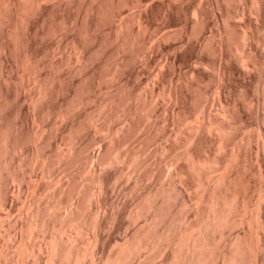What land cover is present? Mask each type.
I'll list each match as a JSON object with an SVG mask.
<instances>
[{"label": "rangeland", "instance_id": "obj_1", "mask_svg": "<svg viewBox=\"0 0 264 264\" xmlns=\"http://www.w3.org/2000/svg\"><path fill=\"white\" fill-rule=\"evenodd\" d=\"M1 1L3 2V0ZM114 1L116 2V0L104 1V5L101 3V9L100 7L95 9L98 10L99 8L101 13L100 10L96 11V13L95 11L91 13L92 22L94 16L92 30H89L90 27L88 28L87 26V30L93 31L91 33L87 30L88 33H84L86 25H82L84 23L81 22L83 14L80 16L81 13L77 12L78 10L76 11L77 7H74L68 14L63 12L65 16L62 13H57V18L56 13H51L52 16L49 15V18H46L47 22L45 20L44 22L38 21L35 23L36 21L32 22L31 20L33 9H25L21 15L14 14L12 17L11 14L14 11H11L13 12L11 13L8 10V7L11 6L10 8H12V5H8V7L0 5L3 8L1 12L2 8L0 7V16L4 22H6L5 18L8 17L9 13L10 18L17 19V24L14 23L13 25L15 28L8 25L9 22L13 24L10 18V20L7 19V24L0 23L5 25L4 27L7 25L6 32L3 30L4 27L0 25V32H2L0 33V264H91L90 258L92 253L95 252L98 260L92 264H113L112 261L116 258L118 251L126 245L125 243L128 242L129 250L133 249L134 244L140 240V237H143L142 234L146 232V228V233L149 234L151 230L150 234H154L155 237L159 229L161 231V229L166 228L163 224L164 227L161 226L162 228L158 227V229L157 223L150 222L151 225L154 224V228L150 226L152 229L148 230L149 225L147 226L146 220H143L150 217L148 214L150 212L147 209L151 210L148 206L155 199V192L159 193L157 188L159 189L160 186L164 188V190L162 189L164 193L161 191L160 193L171 192L167 193V199L170 201L166 200V202L162 203L163 205L161 204L163 195H160L162 197H159V207H161V210L163 208V210L160 212L159 207L157 210L159 214L161 213V217H163V213H167L164 217L168 215V221L164 218L162 219L168 223L164 222L166 226L168 225V228L170 224L171 228L169 229L173 230L172 233L183 226L187 217L191 221H196V217L193 216L195 215L193 214L194 210L190 208L193 206L185 207V205H182L184 199L185 201L187 199V202L190 200V202L194 203L196 197H200L204 189L201 183L207 176L203 172V179L200 180L201 176L198 175V171L193 172L192 170L194 169L189 166L190 164H186L188 162H186L187 159L185 161L184 155L193 148V152L196 151L194 154L197 157L199 156L200 159H208L209 157V159H214L215 155H217L215 158L220 159L222 165L230 166L227 172L231 177H235L238 169H240V176H238L241 181L240 183L238 182V187L243 188V191L247 192L250 190L248 193L250 194L255 190V192L259 193L261 189L264 193V8L263 15L260 17V21L258 20L259 29L256 32L259 35V39L254 44V51L252 50L254 61L257 64L252 69L253 72L250 76L244 80L242 78L243 74H240L242 71L241 63L239 64V60H237L240 59L239 57L240 55L242 56L241 53L243 52L242 29L249 25L250 20L257 22L255 21L257 18L255 14H251V16L245 14L247 18L243 17V21L238 16L239 7L244 0H224L222 2L224 5L222 3L220 5L221 7L223 6V10L221 7V10H217L210 3V5L202 3V5L204 4V11L210 20L209 26L202 24V27V25H199L202 27L200 28L202 32L197 27L195 20L193 22L194 7L196 8L198 4L200 5L201 0H183V3L180 0H164L169 5L168 9H171L170 12L168 10L170 15H164L165 12L162 7H155L152 10L153 12H151L152 14L149 13L148 17V21L150 20V24L147 25L149 33L147 29H138L140 25H138L137 15L142 7L137 5L136 0H129V3L132 2L136 5L126 6V9H124L125 6L123 7L122 4L125 5L128 1L125 0V3L123 2L122 4H118V0L117 3ZM3 4L10 3L3 2ZM117 4H121L120 10ZM5 8H7V14ZM109 8L113 9L110 10ZM248 9H250V5ZM30 10L31 12H29ZM118 10L124 11L122 16L125 17V27L122 31L123 33L121 32L117 37L112 33H104L103 29L113 24L111 19ZM3 14H6V17H3ZM180 14L182 15L180 16ZM75 16L80 17H77V19ZM252 16L254 17L252 18ZM221 18L225 19V21ZM136 20L137 22L135 23ZM29 21L32 23L29 24L30 27L27 26L30 23ZM72 22L73 24L77 22L79 26L77 24L75 27L79 29L76 28V30L75 27L73 29ZM43 23L46 25H43ZM69 23L71 26H69ZM134 24L137 25L135 26ZM80 25L84 26V28ZM94 25L96 31L93 28ZM67 26L73 30H70ZM97 26L100 30H97ZM126 27L129 30L132 29L130 30L131 32ZM9 28H14V30L11 29L10 32ZM21 28L23 29L21 30ZM224 28H227L226 33L220 32V34L223 37L229 30L228 34H230V37L225 36L226 39L229 37V42L226 40L227 43L221 39L220 34L218 35L219 31L225 30ZM4 32H8V34ZM18 33H20V36ZM3 34L6 37H3ZM61 36H63L62 39ZM120 36L122 42H120ZM189 37L192 38L189 39ZM127 38H129L128 43H126ZM73 40H75L74 44H77V42L84 44L85 48L83 49L87 52L84 51L85 54L83 53L84 62L88 60V64L93 63L89 67L84 65L86 66L84 67L85 69L82 67L84 70L80 67L81 71L73 62L77 58L76 55V58L73 56L75 52L72 49L74 47L72 46ZM168 40L172 42L170 43ZM175 40L177 41L175 42ZM189 40L191 41L189 42ZM219 40L224 42L223 44L226 47L228 46L227 48L225 47V52L228 51L226 53L228 63H231V66H237L236 70L230 66L233 69V73H235L230 76L229 79L231 81L229 80L228 85L231 82L229 96L232 95V101L236 100L235 104L238 106L234 103L232 105L235 106H231L234 108L232 109V112L234 111L232 113L234 114L233 119H230L232 121L230 122V124L232 123L230 125L232 131L229 129L228 122L230 120L225 122L231 133L228 132L225 138L227 145L223 150L217 147L218 140L212 141L216 140L215 133L210 135L207 131L206 135L205 130H200L202 132L199 134L203 137L199 135V140L196 138V143L195 140L193 141L194 144L191 141L192 136L195 135L194 128L199 127L201 122V126H203L204 122L202 119H205V113L212 110L211 114L217 120L221 116L220 112L217 113L218 107H220L218 86L219 81H221L219 76L221 73L219 72L221 71V61H219L221 54L219 52L221 51H219L220 46L216 47L221 45ZM68 41L72 43H68ZM159 41L162 47H159ZM153 43L154 45H152ZM168 43L170 44L167 45ZM119 44H123L124 48ZM164 46L167 47L165 48ZM81 47H83L82 44ZM101 47L103 48L101 49ZM57 57L60 58L56 59ZM22 61L24 63L23 66ZM118 62L120 63L118 64ZM238 65L240 66L238 67ZM227 66L229 67V65ZM117 67L120 69L117 70ZM26 69L27 71L29 70L28 73H26ZM31 70L33 73H31ZM34 74L37 77H34ZM53 77L55 78L52 79ZM21 78L24 79L22 80ZM241 79L242 81H240ZM24 80L26 81L23 82ZM36 81L37 83H35ZM174 88H177L176 90H178L182 98L179 108L176 107L177 105L173 107L174 103L169 98V93L175 90ZM40 91L42 92L41 94ZM41 95L44 96L39 97ZM205 105L210 110L208 108L207 111H204ZM174 110H176V114L177 111H181L175 117L176 123L171 118ZM128 112L131 114L128 115ZM243 116L244 119L242 118ZM120 129L124 131L122 132ZM118 130L120 131L117 133L116 131ZM236 150L241 152V159L239 160L241 163L233 160V153ZM174 154L175 157H173ZM121 155L123 156L121 157ZM176 155L180 161L178 166L181 165L186 172L188 178L187 186L190 185L188 186L190 188L187 194L182 196L184 199H181L180 193L173 192L177 188L172 186V175L175 167L171 158L175 159ZM126 156L127 158H124ZM182 156H184L183 159H181ZM119 157L121 158L118 159ZM135 158L136 160H134ZM205 171L207 174L208 171ZM216 173H220V171ZM211 175L213 178L216 176L215 173ZM99 179L105 183V190H103L102 199H100L102 214L100 217L97 216L98 219L96 217V209L98 208L96 199L100 190L98 187L101 185ZM198 183L201 185L199 186ZM164 185H166V191ZM251 186H256V189L253 188V190ZM255 192L251 195L254 196L252 197L253 199L243 192L245 196H248L249 199L251 198L249 200L246 197V200L250 202H248L249 206H251L250 204L252 206L258 204V196ZM152 195L155 197L153 198ZM204 195L205 193L201 196ZM177 198L181 199L180 203L178 202L179 200L176 202ZM263 202L264 200H262L264 211ZM175 203H178L175 206L179 205L178 208H171L172 213H169L171 212L170 207L175 205ZM188 208L191 209L189 212ZM253 209L252 207L251 210ZM251 210L248 213L249 217ZM152 211L151 214L155 210ZM145 224L147 227H143ZM255 224L252 227L253 230H251L256 234L259 229ZM95 225L100 230H97ZM244 226L249 228L247 225L234 224L230 230L227 229L231 231L232 235L230 234V238L244 231L246 229ZM170 231L168 230V232ZM145 234L144 237L147 235ZM217 234L219 235V233ZM215 243L218 246L219 239L215 240ZM155 244L157 245V243ZM216 244L214 245L215 247ZM156 245L153 249H151L152 246L149 250H144L146 253L141 252L142 255L140 254L137 258H132L134 255L129 258V254L124 253V264L178 263L174 259L178 256L177 253L179 251L175 252L174 257L173 253L170 252L173 251V248L165 250L161 245L159 247ZM262 245L264 243H261L263 248Z\"/></svg>", "mask_w": 264, "mask_h": 264}, {"label": "bare ground", "instance_id": "obj_2", "mask_svg": "<svg viewBox=\"0 0 264 264\" xmlns=\"http://www.w3.org/2000/svg\"><path fill=\"white\" fill-rule=\"evenodd\" d=\"M103 0H3V2L5 3H10V4H3V2L0 0V5H2V7H3V5H5L6 7H8V5L10 6V5H12V8H10V7H8V10L11 12V11H14V13L13 12H11V13H13V14H11V16L12 15H21V13H22V11H24L25 9H33L34 10V13H33V10H32V12H31V10L29 11V12H31L32 14H31V17H32V22L34 21H36L35 23H37L38 21H40V22H44L45 20H46V22H47V17L49 18V15H51V13H56V15H57V18H58V14L57 13H62L63 14V12H64V14H68V12H71L72 10H73V8L74 7H77L76 8V11L77 12H79V13H81L80 14V16L83 14V18L81 19L82 21L81 22H84L82 25H86L85 26V32L84 33H88V32H93V31H89L90 29L92 30V24L94 23V16H93V22H92V15H91V13H93L94 11H95V13H96V11H98V10H100L102 7H101V3L103 4V2L105 1L106 2V0H104L103 2H102ZM113 1V0H112ZM121 1V2H120ZM118 0V4L119 3H125V0L123 1V0ZM126 1H128L125 5L124 4H122V6L124 7L125 6V8L124 9H126V6H129V5H136V4H134V3H129L130 1L129 0H126ZM175 1H177V0H175ZM180 1H182V3H183V0H180ZM179 1V2H180ZM224 0H201V3H200V5L198 4V6H196V8L194 7V10H193V22H194V20H195V23L197 24V27H199V29L200 28H202L203 27V25H207V26H209L210 25V20L208 19V17H207V14H206V12L204 11V8H203V5L206 3V4H211V5H214L216 8H217V10H221L220 9V5H221V3L223 2ZM242 1V0H241ZM108 2V1H107ZM115 2V1H114ZM114 2H112V3H114ZM174 2V1H173ZM189 2V1H188ZM187 2V3H188ZM191 2V1H190ZM110 3V2H109ZM111 3V4H112ZM115 3H117V0H116V2ZM115 3H114V5H115ZM136 3H137V5L138 6H141L142 8H141V10H140V12L138 13V15H137V19H138V21H139V24L138 25H140L139 26V30H140V28H144L143 30H145V29H147V25L148 24H150V20L148 21V17H149V13H151V12H153L152 10L156 7V8H158L159 6L160 7H162L163 8V10H164V15H166V14H169L168 13V10H169V12H170V10L171 9H168V3L167 2H165L164 0H136ZM174 3H177V2H174ZM186 3V2H185ZM202 3H204L203 5H202ZM117 4V5H118ZM121 4L120 5H118L119 6V10H120V6H121ZM179 4V3H178ZM181 4V3H180ZM209 4V5H210ZM223 4V3H222ZM104 5V4H103ZM109 6H110V4H108ZM177 5V4H176ZM175 5V6H176ZM185 5V4H184ZM224 5V4H223ZM239 5H240V3H239ZM249 5H250V9H248V7H249ZM158 6V7H157ZM171 6V5H170ZM213 6V7H214ZM1 7V6H0ZM1 7V8H2ZM96 7H100V9L98 8V10H95L96 9ZM104 7V6H103ZM115 7V6H114ZM117 7V6H116ZM174 7V6H173ZM213 7H211V8H213ZM214 7V8H215ZM223 7V6H222ZM221 7V8H222ZM239 7V6H238ZM0 8V9H1ZM129 8V7H128ZM135 8V7H134ZM138 8V7H137ZM136 8V9H137ZM175 8V7H174ZM173 8V9H174ZM208 8V7H207ZM263 8H264V0H244L243 2H241V5H240V7H239V10H240V12H239V10H238V16L240 17V18H242V21H243V19L244 18H247V16L249 15V16H251V14H255V16H257V18H256V20L255 21H257V22H254L253 20H250V23H249V25H247V26H245L244 27V29H242L243 31H242V38L243 39H241V41L243 40V46H242V56L240 55V59H237V60H239V64L241 63V72H240V74H243V77L242 78H244V80L245 79H247L249 76H250V74L253 72V70L252 69H254V67H255V64H257L256 63V61H254V57H253V52H252V50H253V48H254V44L256 43V41L259 39V35H257V30L259 29V22H258V20L260 21V17H262V15H263ZM6 9V14H7V8H5ZM11 9V10H10ZM110 9V8H109ZM113 9V8H112ZM112 9H110V10H112ZM123 9V10H124ZM190 9V8H189ZM103 10V9H102ZM118 10V12L117 13H114V14H116L111 20V22H113V24L112 25H110L109 27H104V29L101 27V29H103L104 31V33L106 32V33H112L114 36H119L120 34H121V32L123 31V29H124V27H125V23H124V16H122V14L124 13V11L123 12H121V11H119ZM132 10V9H131ZM162 10V9H161ZM222 10H223V8H222ZM3 11V8H2V10H1V12ZM104 11V10H103ZM115 11H117V10H115ZM126 11V10H125ZM155 11V10H154ZM207 11H209L208 9H207ZM0 12V13H1ZM4 12V13H5ZM163 12V11H162ZM162 12H160V13H162ZM174 12V11H173ZM212 12V11H211ZM75 13V12H74ZM100 13H101V10H100ZM107 13V12H106ZM181 13V12H180ZM191 13H192V11H191ZM208 13V12H207ZM220 13V12H219ZM5 14V15H6ZM10 14V13H9ZM8 14V17L7 18H5L6 19V22H7V19L8 20H12L13 22V24H10V22H9V26L11 27H14L15 28V26H13L14 25V23H16L17 24V22H16V20H15V18L14 19H12V18H10V15ZM28 14H30V13H28ZM63 14V15H64ZM109 14H112V13H109ZM131 14V13H130ZM152 14V13H151ZM213 14V13H212ZM221 14V13H220ZM245 14L247 15L246 17H245ZM4 15V14H3ZM3 16V17H6V16ZM69 15H71V14H69ZM77 15V14H76ZM93 15H95V14H93ZM100 15V14H99ZM103 15H105V14H103ZM155 15V14H154ZM170 15V14H169ZM182 14H180V16H181ZM186 15H188V14H186ZM18 16H15V17H18ZM26 16H27V14H26ZM25 16V17H26ZM52 16V15H51ZM51 16H50V18H51ZM54 16V15H53ZM65 16V15H64ZM79 16V17H80ZM173 16V15H172ZM220 16V15H219ZM221 16H223L222 14H221ZM13 17V16H12ZM55 17V16H54ZM76 17V16H75ZM78 17V16H77ZM76 17V18H77ZM78 17V18H79ZM98 17H100V16H98ZM103 17H105V16H103ZM214 17V16H213ZM244 17V18H243ZM254 16H252V18H253ZM10 18V19H9ZM64 18H66V17H64ZM68 18V17H67ZM69 18H70V16H69ZM77 18V19H78ZM102 18V17H101ZM134 18V17H133ZM166 18V17H165ZM169 18H170V16H169ZM187 18V17H186ZM223 18H224V16H223ZM223 18H221L223 21H225V19H223ZM229 18V17H228ZM227 18V19H228ZM251 18V19H252ZM0 19H1V16H0ZM22 19H23V16H22ZM55 19V18H54ZM72 19V18H71ZM103 19V18H102ZM18 20H19V18H18ZM30 20V21H31ZM51 20V19H50ZM57 20V19H56ZM55 20V21H56ZM69 20V19H68ZM76 20V19H75ZM114 20V21H113ZM171 20V19H170ZM23 21V20H22ZM29 21V22H30ZM70 21V20H69ZM222 21V22H223ZM227 21V20H226ZM3 22V24L4 23H6V22H4L2 19L0 20V23H2ZM24 22V21H23ZM26 22V21H25ZM52 22H53V19H52ZM65 22V21H64ZM128 22V21H127ZM137 22V20L135 21V23ZM189 22V21H188ZM192 22V21H191ZM212 22V21H211ZM217 22V21H216ZM215 22V23H216ZM221 22V23H222ZM229 22V21H228ZM8 23V22H7ZM6 23V24H7ZM21 23V22H20ZM19 23V24H20ZM54 23V22H53ZM61 23V22H60ZM71 23V22H70ZM70 23H69V26H71V25H73L72 27H73V29H74V27L78 24L77 22H76V24L74 23L73 24V22H72V24L70 25ZM167 23V22H166ZM166 23H165V25H166ZM214 23V24H215ZM224 23V22H223ZM15 24V25H16ZM22 24V23H21ZM29 24H32L31 22L30 23H28V25L27 26H29ZM106 24V23H105ZM109 24V23H108ZM168 24V23H167ZM189 24V23H188ZM203 24V25H202ZM2 27H4L5 25H2V24H0ZM35 25V24H34ZM43 25H46L45 23H43ZM42 25V26H43ZM66 25V24H65ZM97 25V24H96ZM128 25V24H127ZM135 26L137 25V24H134ZM199 25H202V27L201 26H199ZM21 26V25H20ZM36 26V25H35ZM51 26V25H50ZM60 26H62V25H60ZM69 26H67V28L69 27ZM77 26H79V24L77 25ZM81 26V25H80ZM87 26H88V28H89V30H87L88 28H87ZM101 26V25H100ZM106 26V25H105ZM131 26V25H130ZM130 26H128V27H130ZM152 26V25H151ZM215 26V25H214ZM224 26H225V24H224ZM223 26V27H224ZM1 27V28H2ZM6 27H7V25H6ZM6 27H4V29L3 30H5V29H7ZM22 27V26H21ZM23 27H24V25H23ZM30 27V26H29ZM66 27V26H65ZM81 27H83L84 28V26H81ZM98 27V26H97ZM128 27H126L127 29H128ZM186 27V26H185ZM221 27H222V25H221ZM226 27V26H225ZM14 28L12 29V30H14ZM28 28V27H27ZM76 28H78V27H75V29ZM93 28H95V25H94V27ZM125 28V29H126ZM131 28H132V26H131ZM149 28H150V25H149ZM174 28V27H173ZM220 28V27H219ZM229 28V27H228ZM10 29V28H9ZM8 29V30H9ZM11 29H10V32H11ZM23 28H21V30H22ZM30 29V28H29ZM63 29V28H62ZM69 29L70 30H73L72 28H70L69 27ZM79 29V28H78ZM126 29V30H127ZM160 29H162V28H160ZM193 29V28H192ZM225 29V28H224ZM227 29V28H226ZM226 29L225 30H223V31H217L218 32V35L220 34V32H225L226 33ZM1 30V29H0ZM2 30V31H3ZM7 30V31H8ZM20 30V29H19ZM69 30V31H70ZM77 30V29H76ZM88 32H87V31ZM94 30V29H93ZM97 30H100L99 29V27H98V29ZM129 30V29H128ZM130 30H132V29H130ZM129 30V32H131ZM135 30V29H134ZM148 30V29H147ZM146 30V31H147ZM182 30V29H181ZM201 31L200 32H202V29H200ZM30 31V30H29ZM63 31H64V29H63ZM95 31H96V28H95ZM102 31V30H101ZM145 31V33L146 34H148L149 33V30L146 32ZM156 31V30H155ZM154 31V32H155ZM184 31V30H183ZM196 31V30H195ZM194 31V32H195ZM197 31H198V29H197ZM229 31V30H228ZM227 31V34L225 35L226 37L227 36H229L230 37V34H228L229 32ZM232 31V30H231ZM5 32H6V30H5ZM4 32V33H5ZM9 32V33H10ZM15 32V31H14ZM16 32H17V30H16ZM19 32H21V31H19ZM68 32V31H67ZM71 32V31H70ZM83 32V31H82ZM100 32V31H99ZM129 32H127L128 34H129ZM158 32H160V31H158ZM188 32V31H187ZM191 32H192V30H191ZM0 33H2V32H0ZM25 33V32H24ZM23 33V34H24ZM37 33V32H36ZM63 33V32H62ZM61 33V34H62ZM123 33V32H122ZM126 33V34H127ZM134 33V32H133ZM144 33V34H145ZM167 33H169V32H167ZM182 33H184V32H182ZM213 33V32H212ZM232 33V32H231ZM5 34H8V32L7 33H5ZM5 34H3L2 36L3 37H6L5 36ZM19 34V36H20V33H18ZM56 34V33H55ZM68 34V33H67ZM66 34V35H67ZM153 34V33H152ZM155 34H156V32H155ZM164 34V33H163ZM216 34V33H215ZM223 34V33H222ZM27 35V34H26ZM28 35H30V34H28ZM56 35H58V34H56ZM69 35V34H68ZM87 35V34H86ZM86 35H84V36H86ZM89 35V34H88ZM91 35V34H90ZM130 35V34H129ZM134 35V34H133ZM140 35H141V33H140ZM157 35V34H156ZM202 35V34H201ZM14 36H15V34H14ZM18 36V35H17ZM59 36H60V34H59ZM83 36V35H82ZM122 36H123V34H122ZM144 36H146V35H144ZM144 36H143V39H144ZM153 36H155V35H153ZM174 36V35H173ZM192 36V35H191ZM211 36V35H210ZM217 36V35H216ZM220 36H221V34H220ZM224 35H223V37L225 38H223L222 36V38L221 39H223V40H225L224 42H226V40H228L229 39V37H228V39H226V37H225ZM7 37H8V35H7ZM12 37H13V35H12ZM11 37V38H12ZM29 37V36H28ZM54 37V36H53ZM66 37V36H65ZM86 37H88V36H86ZM86 37H85V39H86ZM108 37V36H107ZM110 37H111V35H110ZM136 37V36H135ZM138 37V36H137ZM141 37V36H140ZM151 37V36H150ZM171 37V36H170ZM169 37V38H170ZM181 37V36H180ZM14 38V37H13ZM16 38V37H15ZM23 38V37H22ZM21 38V39H22ZM57 38V37H56ZM63 38V36H61V39ZM67 38V37H66ZM84 38V37H83ZM90 38V37H89ZM89 38H87V39H89ZM98 38V37H97ZM105 38V37H104ZM121 38V36L119 37V39ZM124 38V37H123ZM126 38V37H125ZM146 38H147V36H146ZM192 38V37H191ZM190 37H189V39H191ZM219 38V37H218ZM8 39V38H7ZM110 39V38H109ZM118 39V38H117ZM119 39H118V42H119ZM162 39V38H161ZM181 39V38H180ZM179 39V40H180ZM9 40V39H8ZM11 40V39H10ZM65 40H67V39H65ZM128 40H129V38H127V41H126V43H128ZM151 40V39H150ZM165 40V39H164ZM194 40V39H193ZM63 41V40H62ZM123 41H124V39H123ZM145 41V40H144ZM158 41V40H157ZM169 42H170V40H168ZM177 40H175V42H176ZM191 40H189V42H190ZM222 41V40H221ZM2 42H4V41H2ZM6 42V41H5ZM9 42V41H8ZM12 42H14V41H12ZM12 42H11V44H12ZM71 42V41H70ZM69 41H68V43H70ZM73 42V44H72V46H74L72 49H73V51H75L76 52V54H75V52H74V54H73V56H74V58H76V56H77V58H76V61H73L74 62V64H76V66H77V68H79V70L81 71V69H83L84 67H86V66H90V64L92 63H90V64H88V60L85 58V60H87V61H85L84 62V56H83V53H84V51H85V49H83V48H85L84 47V44L83 43H78L77 41V44H74L75 43V40H73L72 41ZM71 42V43H72ZM84 42H87V41H84ZM114 42V41H113ZM120 42H122L121 41V39H120ZM133 42V41H132ZM163 42H165V41H163ZM172 42V41H171ZM170 42V43H171ZM187 42V41H186ZM219 42H220V40H219ZM224 42H220V44L221 45H218V46H216V47H219L220 46V50L219 51H221V52H219V54H221V59L219 60V58H218V60L219 61H221V71H219V72H221L220 73V79H221V81H219L220 83H219V88H218V94H219V105H220V107H218L219 108V110H218V112L217 113H221V116H219L220 114H215V115H218L217 117H218V120H217V118L215 119L214 117H213V115L211 114V112H212V110L210 111V112H207V113H205L206 115H205V119H202L203 120V126H201L202 125V122H201V125H199V127H197L196 129L194 128V126H193V128H194V134L195 135H193L192 137L193 138H191V141H192V143H193V141L195 140V143H196V140L198 139V136L200 135L201 136V134H199L200 132H202V131H200V130H205L204 132H205V134L207 133V131H208V133L211 135V133H215V135H216V140L214 139V140H212V141H217V143H218V148H220V150H223V149H225V147H226V145H227V141H225V138L227 137V134H228V132H230L229 131V129H230V125H232V123L230 124V122H232L231 120L233 119V115L234 114H232V113H234V111L232 112V109H234V108H232L231 106H235L236 104V100L233 102L232 101V95H230L231 96V98H230V96H229V86H230V84H231V82H230V84L228 85V83H229V80L231 81V79H229L230 78V76L232 75V74H234L233 73V69L231 68V67H233L234 69L237 67V66H231L229 63H228V59H227V52H225V47H226V45L225 44H223ZM228 42H229V40H228ZM135 44H136V42H134ZM156 43V42H155ZM161 43H162V41H161ZM170 43H168L167 45H169ZM198 43V42H197ZM218 43V42H217ZM227 43V42H226ZM242 43V42H241ZM15 44V43H14ZM81 44L83 45V47H81ZM117 44V43H116ZM123 44H124V42H123ZM123 44L121 45V44H119L121 47H123ZM146 44V43H145ZM158 44V43H157ZM159 44H160V41H159ZM174 44H176V43H174ZM185 44V43H184ZM183 44V45H184ZM192 44H193V42H192ZM260 44V43H259ZM69 45V44H68ZM78 45H80V46H78ZM106 45V44H105ZM118 45V46H119ZM125 45V44H124ZM152 45H154V43L152 44ZM151 45V46H152ZM177 45V44H176ZM182 45V44H181ZM180 45V46H181ZM189 45H191V44H189ZM198 45V44H197ZM196 45V46H197ZM10 46V45H9ZM60 46V45H59ZM104 46V45H103ZM112 46V45H111ZM111 46H110V49H111ZM114 46V45H113ZM119 46V47H120ZM128 46H129V44H128ZM135 46V45H134ZM158 46V45H157ZM157 46H155V47H157ZM195 46V45H194ZM259 46V45H258ZM11 47V46H10ZM69 47V46H68ZM67 47V48H68ZM159 47H162V45L160 44L159 45ZM165 48L167 47V46H164ZM170 47H171V45H170ZM186 47V46H185ZM228 47V46H227ZM226 47V48H227ZM66 48V47H65ZM99 48V47H98ZM103 47H101V49H102ZM105 48H106V46H105ZM124 48V47H123ZM128 48V47H127ZM133 48H135V47H133ZM176 48V47H175ZM178 48H180V47H178ZM184 48V47H183ZM195 48V47H194ZM205 48V47H204ZM209 48V47H208ZM55 49V48H54ZM61 49V48H60ZM108 49H109V47H108ZM148 49V48H147ZM155 49V48H154ZM153 49V50H154ZM185 49V48H184ZM255 49V48H254ZM120 50V49H119ZM130 50V49H129ZM150 50V49H149ZM156 50V49H155ZM162 50V49H161ZM164 50V49H163ZM170 50V49H169ZM216 50V49H215ZM53 51V50H52ZM125 51H126V49H125ZM124 51V52H125ZM151 51H152V49H151ZM159 51V50H158ZM184 51V50H183ZM204 51V50H203ZM254 51V50H253ZM61 53H62V51H60ZM65 52V51H64ZM86 52V51H85ZM107 52V51H106ZM126 52H128V51H126ZM160 52V51H159ZM174 52V51H173ZM177 52H178V50H177ZM211 52V51H210ZM28 53V52H27ZM66 53V52H65ZM87 53V52H86ZM119 53V52H118ZM182 53V52H181ZM25 54V53H24ZM58 54V53H57ZM56 54V55H57ZM71 54V53H70ZM85 54V53H84ZM114 54V53H113ZM124 54H126V53H124ZM148 54V53H147ZM200 54H202V53H200ZM218 54V55H219ZM240 54V53H239ZM255 54H256V52H255ZM55 55V54H54ZM53 55V56H54ZM76 55V56H75ZM149 55H150V53H149ZM148 55V56H149ZM153 55H154V52H153ZM28 56V55H27ZM87 56V55H86ZM121 56H123V55H121ZM120 56V57H121ZM145 56V55H144ZM177 57H178V55H176ZM25 57V56H24ZM61 57V56H60ZM60 57H57L56 59H59ZM62 57H63V55H62ZM70 57V56H69ZM90 57V56H89ZM147 57V56H146ZM220 57V56H219ZM28 58H29V56H28ZM64 58V57H63ZM25 59V58H24ZM23 59V60H24ZM56 59H55V61H56ZM62 59V58H61ZM67 59V58H66ZM118 59H120V58H118ZM147 59V58H146ZM202 59V58H201ZM232 59V58H231ZM72 60H73V58H72ZM98 60V59H97ZM116 60V59H115ZM124 60V59H123ZM174 60H176V58H174ZM256 60V59H255ZM62 61H63V59H62ZM68 61V60H67ZM114 61V60H113ZM141 61H142V59H141ZM258 61V60H257ZM51 62H52V60H51ZM69 62H70V60H69ZM86 62H87V64H86ZM96 62V61H95ZM124 62V61H123ZM171 62V61H170ZM232 62V61H231ZM238 62V61H237ZM22 63H23V61H22ZM61 63H63V62H61ZM71 63V62H70ZM70 63H67V64H70ZM100 63H102V62H100ZM109 63V62H108ZM117 63V62H116ZM115 63V64H116ZM120 62H118V64H119ZM130 63V62H129ZM181 63V62H180ZM201 63V62H200ZM28 64V63H27ZM55 64V63H54ZM93 64V63H92ZM96 64V63H95ZM128 64V63H127ZM143 64V63H142ZM24 65V63L22 64V66ZM53 65V64H52ZM84 65H86V66H84ZM110 65V64H109ZM123 65V64H122ZM227 65H229V67L231 68H229ZM233 65V64H232ZM56 66H58V65H56ZM119 66V65H118ZM240 65H238V67H239ZM257 66V65H256ZM26 67H28L27 65H26ZM75 67V66H74ZM80 67H81V69H80ZM83 67V68H82ZM99 67V66H98ZM121 67V66H120ZM24 68V67H23ZM33 68V67H32ZM55 68V67H54ZM57 68V67H56ZM118 68V67H117ZM163 68V67H162ZM259 68V67H258ZM262 68V67H261ZM25 69V68H24ZM28 69V68H27ZM27 69H26V73H28V71L30 70V67H29V70L27 71ZM35 69V68H34ZM85 69V68H84ZM83 69V70H84ZM111 69V68H110ZM120 68H118L117 70H119ZM123 69V68H122ZM206 69V68H205ZM240 69V68H239ZM21 70V69H20ZM236 70V69H235ZM24 71V70H23ZM237 71H238V69H237ZM236 71V72H237ZM76 72H77V69H76ZM25 73V74H26ZM31 73H33L32 72V70H31ZM35 73H37V72H35ZM39 73V72H38ZM116 73H117V71H116ZM120 73V72H119ZM118 73V74H119ZM123 73V72H122ZM121 73V74H122ZM24 74V76H26ZM120 74V75H121ZM239 74V73H238ZM263 74V73H262ZM23 75V74H22ZM57 75V74H56ZM29 76V75H28ZM36 75L34 74V77H35ZM40 76V75H39ZM58 76V75H57ZM242 76V75H241ZM252 76V75H251ZM37 77V76H36ZM123 77V76H122ZM24 78H26V77H24ZM23 78V79H24ZM55 77H53L52 79H54ZM65 78H67V77H65ZM69 78V77H68ZM87 78V77H86ZM119 78H121V77H119ZM240 78V77H239ZM22 79V78H21ZM22 79V80H23ZM29 79H30V77H29ZM60 79V78H59ZM76 79V78H75ZM79 79H80V77H79ZM123 79V78H122ZM233 79V78H232ZM37 80V79H36ZM40 80V79H39ZM38 80V81H39ZM61 80V79H60ZM238 80V79H237ZM26 80H24L23 82H25ZM29 81V80H28ZM35 81V80H34ZM42 81V80H41ZM44 81V80H43ZM47 81H49V80H47ZM87 81V80H86ZM119 81V80H118ZM122 81V80H121ZM240 81H242V79L240 80ZM46 82V81H45ZM53 82H55V81H53ZM67 82V81H66ZM120 82V81H119ZM35 83H37V81L35 82ZM237 83V82H236ZM234 84V83H233ZM242 84V83H241ZM44 85V84H43ZM180 85V84H179ZM244 85V84H243ZM123 86V85H122ZM178 86V85H177ZM241 86V85H240ZM42 87V86H41ZM47 88V87H46ZM171 88V87H170ZM244 88V87H243ZM42 89V88H41ZM175 89V88H174ZM177 89V88H176ZM172 90V91H170V93H169V98H171V100L173 101V103H174V105H173V107L174 106H176L177 108H179L178 106H180V102H182L181 101V95L179 94V92H178V90ZM181 90V89H180ZM233 91V90H232ZM230 92H231V86H230ZM244 91H242V93H243ZM247 92V91H246ZM42 92L40 91V94H41ZM46 94V93H45ZM244 94H245V92H244ZM185 95V94H184ZM44 96V95H43ZM42 95L41 96H39V97H43ZM46 96V95H45ZM215 96V95H214ZM245 96V95H244ZM243 96V97H244ZM34 98V97H33ZM262 98H263V96H262ZM42 99V98H41ZM154 99V98H153ZM158 99V98H157ZM185 99H186V97H185ZM38 100V99H37ZM36 100V101H37ZM122 101V100H121ZM133 101V100H132ZM132 101H130V102H132ZM171 101V102H172ZM263 101H264V99H263ZM116 102V101H115ZM148 102V101H147ZM108 103V102H107ZM113 103V102H112ZM235 104V105H232V104ZM147 104V103H146ZM214 104V103H213ZM239 104V103H238ZM251 104V103H250ZM264 104V103H263ZM262 104V105H263ZM106 105V104H105ZM104 105V106H105ZM206 106V105H205ZM213 106V105H212ZM236 106H238V105H236ZM106 107V106H105ZM108 107V106H107ZM133 107V106H132ZM145 107V106H144ZM181 108V107H180ZM208 108L209 107H207L206 106V108H205V110L204 111H207L208 110ZM236 108V107H235ZM243 108H244V105H243ZM130 109V108H129ZM173 109V108H172ZM176 109V108H175ZM240 109H241V106H240ZM239 109V110H240ZM131 110V109H130ZM158 110V109H157ZM180 110V109H179ZM209 110H210V108H209ZM103 111V110H102ZM172 111V110H171ZM170 111V112H171ZM175 111L176 110H174L173 111V117H171L172 118V121L174 122V123H176L175 122V117H177L178 115L177 114H179L180 112L179 111H177V114L175 113ZM236 111V110H235ZM260 111V110H259ZM127 112V111H126ZM125 112V113H126ZM129 112H131V111H129ZM128 112V115L129 114H131V113H129ZM138 112V111H137ZM111 113V112H110ZM155 113V112H154ZM127 114V113H126ZM176 114V115H175ZM237 114V113H236ZM252 114V113H251ZM109 115V114H108ZM124 115V114H123ZM151 115H152V113H151ZM243 115V114H242ZM127 116V115H126ZM124 117V116H123ZM152 117V116H151ZM181 117V116H180ZM216 117V116H215ZM153 118V117H152ZM179 118V117H178ZM177 118V119H178ZM220 118V119H219ZM223 118V120H221ZM241 118V117H240ZM243 119H244V116L242 117ZM231 119V120H230ZM235 119V118H234ZM171 120V119H170ZM179 120V119H178ZM219 120H221V121H219ZM227 120V121H226ZM228 120H230L229 122H228ZM261 120V119H260ZM182 121H184V120H182ZM238 121V120H237ZM225 122H228L229 123V129L227 128V126L228 125H226V123ZM178 123V122H177ZM234 123V122H233ZM244 123V122H243ZM167 124V123H166ZM197 124V123H196ZM199 124V123H198ZM156 125V124H155ZM226 125V126H225ZM174 126V125H173ZM178 126V125H177ZM200 126H201V128H200ZM261 126V125H260ZM98 127V126H97ZM175 127V126H174ZM202 127H203V129H202ZM234 127V126H233ZM237 127V126H236ZM239 127V126H238ZM121 128H123V127H121ZM155 128V127H154ZM158 129V128H157ZM228 129V130H227ZM232 129V128H231ZM230 129V130H231ZM237 129V128H236ZM120 130H122V132L125 130V128H124V130L123 129H120ZM120 130H118V131H116L117 133L120 131ZM180 131L182 132V130L180 129ZM193 131V130H192ZM232 131V130H231ZM190 132V131H189ZM121 133V132H120ZM193 133V132H192ZM231 133V132H230ZM229 133V134H230ZM177 134V133H176ZM179 134H181L180 132H179ZM205 134H202V135H205ZM119 135V134H118ZM123 135V134H122ZM207 135V134H206ZM232 135H233V133H232ZM170 136V135H169ZM230 136V135H229ZM120 137V136H119ZM177 137H178V135H177ZM176 136H175V138H177ZM201 137H203V136H201ZM217 137H218V139H217ZM116 138V137H115ZM197 138V139H196ZM205 138V137H204ZM236 138V137H235ZM1 139V138H0ZM193 139V140H192ZM189 140V139H188ZM199 140V139H198ZM211 140V139H210ZM2 141V140H1ZM191 141H189L190 143H191ZM202 142H204V141H202ZM236 142V141H235ZM170 143V142H169ZM199 143V142H198ZM238 143V142H237ZM236 143V144H237ZM194 144V143H193ZM212 144V143H211ZM197 145V144H196ZM214 145V144H213ZM142 146V145H141ZM191 146H193L192 144H191ZM198 146V145H197ZM234 146H237V145H234ZM203 147V146H202ZM163 148V147H162ZM204 148V147H203ZM190 149H191V147H190ZM194 149V148H193ZM193 149L192 150H190V151H188L187 153H186V155H184V156H182L181 157V159H183V157H184V159H185V161H186V159H187V161L186 162H188V163H186L187 165H189L190 167H192V169H194V170H192L191 168H190V170H192L193 172L194 171H198L197 173H198V175H200L201 177L199 178L200 180H202L203 179V177H202V173L204 172V174L205 175H207L206 177H205V179H204V181L202 180V183H201V181H200V183L203 185L202 186V188H204L203 189V193H205V195L204 196H201L200 195V197H196V201L193 203L192 201L190 202V200L187 202V199H186V201H185V199H184V197H182L183 196V194H187V191H188V189L190 188H188V186H190V185H188L187 186V176H186V172L182 169V167H181V165L180 166H178L179 165V157L176 155V158L175 159H173V158H171V161H172V163H173V165H174V167H175V169H174V172H173V175H172V178H173V182H172V186H174V187H176L177 189H175L174 190V188H173V192H175V193H177L178 192V194L180 193V197H181V199H184L182 202L184 203L185 202V204H183L182 203V205L184 206L185 205V207H188V206H193V207H190V208H192L194 211H193V214H195V215H193V216H195L196 218H195V220L196 221H191V220H189V219H187L186 218V220H185V222H184V224H183V226L179 229V230H176V228H175V232L174 233H172V231L173 230H171V229H169V228H171V226H170V224H169V228L166 226V224H168L166 221H168L167 220V218H169L168 217V215H166L165 217H164V215L165 214H167V213H163V217H161L160 216V214L158 213V210H157V208L159 207V205H160V200H159V197H162V196H160V195H163V197H162V200H161V204L162 203H164V202H166V200L167 201H170V200H168L167 198H168V192H170V191H168V192H166L165 194H162V193H164V191L162 192V189L164 190V188L162 187V186H160V188L158 189L157 188V191L159 190V193L158 192H155V194H156V197L155 196H153V198L155 197V199H153L152 200V204H150V206H148V208L150 207V209L151 210H149V209H147L150 213H148L149 215H150V217L149 218H147V219H143L144 221L146 220V224H147V226L149 225V227H148V230L151 228V227H153V225L154 224H152L151 225V223H157L158 225H157V228L158 227H164V225H165V227L166 228H163V229H161V231H157L158 232V234L156 235V237H155V235L153 234V232H152V234L153 235H151L150 233H151V230H150V233L148 234V233H146L147 232V228L145 229L146 230V234L148 235H146L144 232V234L146 235V237H144V234H142V236L144 237H140V240H135V241H137L134 245V247H133V249H131V250H129V244H127V243H125L126 245H124V247H122L121 249H120V251H118V253H117V255H116V258H114V260L112 261V263L113 264H124L125 263V260H123V259H125L124 258V253H127V255H128V257L129 258H131L133 255L135 256H133L132 258H137V256H139L140 254H141V252H145L144 250H149L150 249V247H152L151 249H153L154 248V246L156 245L155 243H157V247H159L160 245H161V247H163V249H165V250H167V249H171V248H173L172 250L174 251H170V252H172L173 253V256H174V254H176L178 251V253H177V255L178 256H174L175 257V259L174 260H177L178 261V263L179 264H264V245H262L263 246V248L261 247V243L263 244L264 243V211H263V208H262V200H264V193H263V190H261L260 189V191H259V193H257V192H255V190L253 189V188H255L256 189V186L255 187H252V189L254 190V191H252V193L253 192H255V194L257 193V196H258V198H257V201H258V204H255L256 206H252V204H250L254 209L253 210H251L252 209V207L251 206H249L248 205V200H246V197H250L251 195H252V193H250V194H248L249 193V191H243L242 189L243 188H239L238 187V182L240 183V179H239V170L240 169H238V172H237V174H236V176L234 177H231V175H229L228 174V172H227V170L228 169H230L229 167L230 166H228V165H226V166H224V165H222V163L220 162L221 160L219 159L218 160V158H215L217 155H215V157H214V159H200L199 158V156L197 157L194 153L196 152H193ZM238 149H240V148H238ZM167 151V150H166ZM233 151V150H232ZM264 151V150H263ZM235 152V151H234ZM169 153V152H168ZM179 153V152H178ZM240 150H236V152L235 153H233V160L235 161V162H237V161H239L240 159H241V155H240ZM129 154V153H128ZM149 154V153H148ZM173 154V153H172ZM118 156V155H117ZM120 156V155H119ZM123 155H121V157H122ZM172 156V155H171ZM121 157H119L118 159H120ZM173 157H175V154H174V156ZM247 157V156H246ZM124 158H127V156L126 157H124ZM148 158V157H147ZM165 158V157H164ZM213 158V157H212ZM99 159V158H98ZM115 159H116V157H115ZM174 161H173V160ZM180 159V160H181ZM130 160V159H129ZM134 160H136V158L134 159ZM148 161V160H147ZM134 162V161H133ZM240 162V161H239ZM244 162V161H243ZM246 162V161H245ZM241 163V162H240ZM133 164V163H132ZM115 165V164H114ZM188 166V167H189ZM241 166V165H240ZM238 168H240V167H238ZM146 170V169H145ZM153 170V169H152ZM205 170H207L208 171V173L206 174L205 172ZM188 171H189V169H188ZM220 171V173H216V172H219ZM1 172V171H0ZM195 172V173H196ZM215 173L216 174V178L214 177L213 178V176L211 175L212 173ZM241 172V171H240ZM199 173H201V174H199ZM1 174V173H0ZM217 174H219L218 176H217ZM153 175H155V174H153ZM197 175V176H198ZM233 175V174H232ZM239 175V176H238ZM140 176V175H139ZM204 176V175H203ZM238 176V177H237ZM1 177V176H0ZM247 177V176H246ZM100 178V177H99ZM244 178H245V176H244ZM101 179V178H100ZM99 179V180H100ZM170 180H171V178H170ZM100 182H101V185H100V187H98V188H100V190H99V193H98V195H97V205H98V208L96 209L97 211V215H96V217L98 216V217H100L101 216V214H102V209H101V205L102 204H100V199H102V194H103V190H105L104 188H105V183H103V181H101L100 180ZM200 183H198L199 184V186L201 185ZM174 184V185H173ZM170 185V184H169ZM166 185H164V187H165ZM198 186V187H199ZM171 187V186H170ZM242 187V186H241ZM245 187V186H244ZM247 188H248V186H246ZM246 189V188H245ZM244 189V190H245ZM248 189H251L250 187L248 188ZM168 190V189H167ZM247 190V189H246ZM97 191V190H96ZM152 191V190H151ZM156 191V190H155ZM160 191L162 192V193H160ZM165 191H166V187H165ZM172 191V190H171ZM205 191V192H204ZM256 191H258V190H256ZM243 192H245V194L246 195H248V196H245V194H243ZM151 193V192H150ZM171 193V192H170ZM197 194V193H196ZM255 194H253V195H255ZM166 197H165V196ZM170 195V194H169ZM149 196V195H148ZM176 196V195H175ZM178 196V195H177ZM151 197V196H150ZM164 197H165V199H164ZM172 197H173V194H172ZM249 197H248V199H249ZM252 197H254V196H251V198ZM96 198V197H95ZM250 198V199H251ZM149 199V198H148ZM170 199V198H169ZM181 199L179 200L178 198L176 199V202H177V200H179L178 202L180 203V201H181ZM249 199V200H250ZM253 199V198H252ZM150 200V199H149ZM175 200V199H174ZM151 201V200H150ZM247 201V202H246ZM149 203H151V202H149ZM250 203V202H249ZM174 204V203H173ZM178 204V203H177ZM176 203H175V205H173V206H171L170 207V210H171V208L173 209V208H178V206L177 207H175L176 205H177ZM188 204H191V205H188ZM263 204H264V202H263ZM97 205H95V206H97ZM145 205V204H144ZM147 205H149V204H147ZM163 205V204H162ZM167 205V204H166ZM172 205V204H171ZM181 206V205H180ZM161 207H159V209H160ZM155 211H154V210ZM182 209V208H181ZM140 210V209H139ZM154 211V213H152L151 214V211ZM162 210H163V208H162ZM161 209L159 210L160 212L162 211ZM169 210V211H170ZM189 210H191V209H189L188 208V212H189ZM249 210H251V214H250V217L248 216L249 214L248 213H250V211ZM152 211V212H153ZM166 211V210H165ZM164 211V212H165ZM140 212H142V211H140ZM174 212V211H173ZM184 212V211H183ZM169 213H172V210H171V212H169ZM182 213V212H181ZM139 214V213H138ZM146 214V213H145ZM187 214H189V213H187ZM186 214V215H187ZM149 215H146V216H149ZM171 215V214H170ZM95 216V215H94ZM139 216V215H138ZM190 216V215H189ZM97 217V218H98ZM161 217V219L159 220V218ZM182 217V216H181ZM234 217V218H233ZM162 218H164V219H162ZM185 218V217H184ZM191 218V217H190ZM235 218H237V219H235ZM99 219V218H98ZM171 220V219H170ZM173 220V219H172ZM182 220H184V219H182ZM192 220H194V219H192ZM73 221V220H72ZM71 221V222H72ZM99 221V220H98ZM97 221V222H98ZM151 222V223H150ZM166 224H165V223ZM171 222V221H170ZM183 222V221H182ZM182 222H181V224H182ZM75 223V222H74ZM73 223V224H74ZM99 224H100V222H98ZM149 223V224H148ZM172 223V222H171ZM256 223V224H255ZM146 224L143 226V227H145L146 226ZM164 224V225H163ZM234 224H240V226L241 225H247V227H249V228H246V226H244L246 229H244V231H241V233L239 234H236V236H232L233 238H230L231 236H230V234H231V231H229L230 229H231V227L232 226H234ZM256 225L257 226V228L259 229V232H257L256 234L254 233V231H252L253 229H252V227H253V225ZM75 225V224H74ZM97 225V224H96ZM95 225V226H96ZM146 226V227H147ZM151 226V227H150ZM98 227H99V225H98ZM142 227V228H143ZM161 227V228H162ZM173 227V226H172ZM154 228V227H153ZM157 228H155V229H157ZM96 229H97V226H96ZM152 229V228H151ZM154 229V230H155ZM165 229H167V230H165ZM173 229V228H172ZM227 229H229V230H227ZM248 229V230H247ZM252 229V230H251ZM97 230H100V228L99 229H97ZM102 230V229H101ZM168 230L172 233H170V232H168ZM256 231H258V230H256ZM255 231V232H256ZM140 232V231H139ZM178 232V233H177ZM229 232V233H228ZM217 233H219V235L217 234ZM228 233V234H227ZM139 235V234H138ZM232 235V234H231ZM216 236V237H215ZM217 236H218V238H217ZM99 237V236H98ZM139 237V236H138ZM219 239V245L217 246V244L215 243V240L217 241V239ZM97 240V239H96ZM214 242V243H213ZM155 244V245H154ZM216 244V247L214 246ZM213 246H214V248H213ZM178 247H180L179 249H177ZM216 248V249H215ZM262 249V250H261ZM89 251V250H88ZM94 251V250H93ZM92 251V252H93ZM177 251V252H176ZM95 252V251H94ZM153 252H155V251H153ZM176 252V253H175ZM96 253V252H95ZM95 253H92V256H91V264L92 263H96V260H98V258H96V254ZM146 253V252H145ZM148 253V252H147ZM90 255H91V253H89ZM136 254H138V255H136ZM142 255V254H141ZM123 256V257H122ZM178 257V258H177ZM177 258V259H176ZM101 259V258H100ZM179 259V260H178ZM102 260V259H101ZM107 260V259H106ZM105 260V261H106ZM130 260V259H129ZM128 260V261H129ZM177 261H176V263H177ZM107 262V261H106ZM175 262V261H174ZM108 263V262H107ZM110 263V262H109ZM129 263V262H128ZM177 263V264H178ZM127 264V263H126ZM140 264V263H139Z\"/></svg>", "mask_w": 264, "mask_h": 264}]
</instances>
